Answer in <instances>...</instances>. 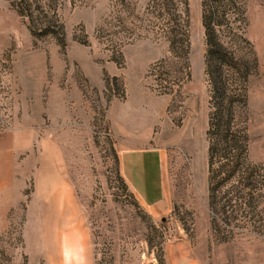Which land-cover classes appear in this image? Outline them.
<instances>
[{
  "label": "rangeland",
  "instance_id": "374dc122",
  "mask_svg": "<svg viewBox=\"0 0 264 264\" xmlns=\"http://www.w3.org/2000/svg\"><path fill=\"white\" fill-rule=\"evenodd\" d=\"M0 48V264H264V0H13ZM248 150L210 173L214 79ZM223 98V97H222ZM157 149L169 209L124 178ZM221 159V160H219ZM220 187L219 180L227 177ZM253 184V187L249 185Z\"/></svg>",
  "mask_w": 264,
  "mask_h": 264
},
{
  "label": "crops",
  "instance_id": "0c3cea01",
  "mask_svg": "<svg viewBox=\"0 0 264 264\" xmlns=\"http://www.w3.org/2000/svg\"><path fill=\"white\" fill-rule=\"evenodd\" d=\"M13 0H0V48L13 45L19 36L20 15ZM121 172L144 205L154 212L169 209L163 181V155L157 149L125 148Z\"/></svg>",
  "mask_w": 264,
  "mask_h": 264
},
{
  "label": "trees",
  "instance_id": "16d2710c",
  "mask_svg": "<svg viewBox=\"0 0 264 264\" xmlns=\"http://www.w3.org/2000/svg\"><path fill=\"white\" fill-rule=\"evenodd\" d=\"M220 0H204V23L206 26V35H207V59L209 64V59H213L219 54L222 53V42L214 32V24L219 16V10L217 4ZM214 95L217 99H225L228 95L227 85L222 81V78L215 77L214 79ZM223 97V98H222ZM234 118V111L230 107H226L221 104L218 100L216 102L215 110L212 112L210 119V126L208 129V137L210 139L209 146V168L210 173H216L214 177L219 175L222 172H225L228 166L227 163H220L218 168L214 169L213 165L215 163V158H224L228 156L229 150L232 148H239L243 152L248 150V138L242 143L238 138H235L233 130L234 124L232 123ZM221 160V159H219ZM237 167L232 166L228 171V175L223 180H219L217 185L220 187L222 184L227 182L231 174H235ZM253 187L252 183H249Z\"/></svg>",
  "mask_w": 264,
  "mask_h": 264
}]
</instances>
